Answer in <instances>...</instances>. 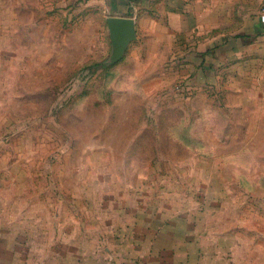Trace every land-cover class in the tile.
<instances>
[{
  "label": "rangeland",
  "instance_id": "rangeland-1",
  "mask_svg": "<svg viewBox=\"0 0 264 264\" xmlns=\"http://www.w3.org/2000/svg\"><path fill=\"white\" fill-rule=\"evenodd\" d=\"M263 31L264 0H0V264L108 262L143 208L264 230Z\"/></svg>",
  "mask_w": 264,
  "mask_h": 264
},
{
  "label": "crops",
  "instance_id": "crops-1",
  "mask_svg": "<svg viewBox=\"0 0 264 264\" xmlns=\"http://www.w3.org/2000/svg\"><path fill=\"white\" fill-rule=\"evenodd\" d=\"M157 210L159 212H154L153 215L149 209L144 208L137 212V219L129 221L128 224L139 226L141 232L130 235L127 230V235H118L114 239L115 247L111 248L108 262L100 257H93L90 262L264 264L263 258L259 263L260 258L257 259L255 254V246L264 240V230L258 228L260 219L252 213H247V207L180 206L159 207ZM64 259L65 257H62L58 264H65Z\"/></svg>",
  "mask_w": 264,
  "mask_h": 264
},
{
  "label": "water",
  "instance_id": "water-1",
  "mask_svg": "<svg viewBox=\"0 0 264 264\" xmlns=\"http://www.w3.org/2000/svg\"><path fill=\"white\" fill-rule=\"evenodd\" d=\"M107 24L112 43L108 63L113 64L124 56L131 42L137 39L136 20L128 16H109Z\"/></svg>",
  "mask_w": 264,
  "mask_h": 264
}]
</instances>
